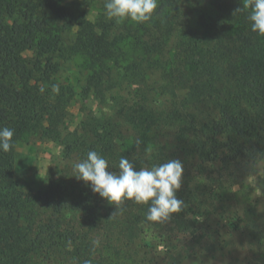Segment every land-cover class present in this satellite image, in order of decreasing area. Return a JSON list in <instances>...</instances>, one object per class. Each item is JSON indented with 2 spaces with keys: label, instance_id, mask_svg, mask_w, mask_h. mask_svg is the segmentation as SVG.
<instances>
[{
  "label": "trees",
  "instance_id": "1",
  "mask_svg": "<svg viewBox=\"0 0 264 264\" xmlns=\"http://www.w3.org/2000/svg\"><path fill=\"white\" fill-rule=\"evenodd\" d=\"M183 1L157 0L152 18L136 23L110 19L105 0H0V128L14 130L13 148L0 151V264H141L154 240H172L167 263L180 264L219 248L206 225L215 214L242 226L264 264V216L259 223L229 203L264 161V38L247 11L235 13L243 0H194L213 12L200 15L201 28ZM68 60L79 67L78 91L59 82ZM123 80L146 83L135 101L121 92ZM78 97L112 111L87 113L63 131ZM30 135L55 139L63 157L95 150L110 170L121 156L137 168L178 158L182 211L157 222L132 200L116 210L74 171L25 190L15 150Z\"/></svg>",
  "mask_w": 264,
  "mask_h": 264
},
{
  "label": "rangeland",
  "instance_id": "2",
  "mask_svg": "<svg viewBox=\"0 0 264 264\" xmlns=\"http://www.w3.org/2000/svg\"><path fill=\"white\" fill-rule=\"evenodd\" d=\"M206 2H195L194 0H184L181 8L188 15L190 21L198 28H201V17L205 19L213 15L210 6ZM89 15L100 6L99 1L95 5H89ZM264 38V35H263ZM152 77V76H151ZM81 74L75 60H68L62 63L59 71V82L73 85L77 91L80 88ZM150 79V78H149ZM142 84H146L143 83ZM137 80H123V95H128L131 101L138 97L133 94L137 87L142 86ZM131 92L130 94L128 92ZM97 100L77 98L76 102L69 105L67 115L61 127L63 131L74 130L79 127V121L87 113L100 115L101 111L111 112L108 105ZM62 146L52 138H41L37 135L27 136L18 143L15 150V177L21 187L25 190L37 191L46 186L49 176H58L64 171H73V165L80 159L75 155L63 157ZM238 186H235L236 190ZM264 189V161L259 163L253 171L244 178V189L234 193L229 198V203L238 208L240 214L248 211L253 213L260 223L264 216V197L258 196V192ZM107 200L104 199V203ZM209 231L213 233L219 248L212 251L197 252L191 257L185 258L180 264H263L259 259V252L250 246L242 232V226L231 228L227 224V218L223 215L210 217L207 221ZM154 246L143 251L141 264H168L169 255L172 251L173 241L163 242L153 241ZM41 264H49L43 262Z\"/></svg>",
  "mask_w": 264,
  "mask_h": 264
},
{
  "label": "clouds",
  "instance_id": "3",
  "mask_svg": "<svg viewBox=\"0 0 264 264\" xmlns=\"http://www.w3.org/2000/svg\"><path fill=\"white\" fill-rule=\"evenodd\" d=\"M157 7V0H105L104 4L110 19H128L136 23L149 21ZM241 11H247L251 30L264 35V0H243V7L236 9L235 13ZM54 90L58 92V86H54ZM13 136V129L0 128V151L7 153L13 148ZM110 169L106 158L90 150L86 158L74 163L73 176L84 181L94 194L115 205L116 210L127 200L148 205V221H166L182 211L185 202L178 198L177 192L181 189L185 169L180 159L169 158L137 168L132 161L121 156L118 170ZM258 196L264 197V189L258 192Z\"/></svg>",
  "mask_w": 264,
  "mask_h": 264
}]
</instances>
